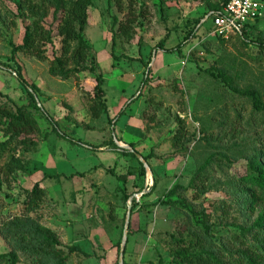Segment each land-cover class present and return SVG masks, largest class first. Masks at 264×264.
<instances>
[{
  "label": "rangeland",
  "instance_id": "1",
  "mask_svg": "<svg viewBox=\"0 0 264 264\" xmlns=\"http://www.w3.org/2000/svg\"><path fill=\"white\" fill-rule=\"evenodd\" d=\"M19 1L0 0V62L10 65L0 64V103L16 108L30 101L16 75L22 66L25 77L36 85L39 104L30 109L41 133L36 147L19 148L26 171L15 172L11 187L3 185L0 190V253L13 250L2 221L26 215L23 189L42 179L47 196L27 215L54 230L65 251L68 245H78L90 254L72 253L66 264H120V238L133 198L139 204L128 227L127 264H174V237L197 236L224 252V264H233L229 254L237 256L240 246L232 237L249 227L264 234V187L249 178L247 159L248 150L256 148L264 162V114L254 112L250 97L234 92L215 75L222 70L234 86L255 89L264 104V49L256 44L264 39V15L249 23L244 39L223 42L210 29L214 0H135L134 31L130 38L116 36L114 52L122 56L116 60L111 49L113 16L124 19L129 0L122 1V10L116 0H92L84 33L96 54L108 104L107 113L93 118L89 108L94 75L84 72L79 82L49 73V62L60 50L59 37L48 45L47 61L23 52L12 58V44L22 42L25 30ZM194 27L181 54L155 48L164 39L166 47L180 43ZM208 68L215 74L206 72ZM146 75L149 80L144 83ZM132 99L126 113L111 123ZM45 114L68 137L58 135ZM181 120L186 141L177 146L174 133ZM251 120L254 123L248 124ZM232 125L239 130L235 136ZM113 133L126 149L143 158L152 154L145 160L149 164L145 172L136 154L98 147ZM220 153L230 161H218ZM8 156L0 157V163ZM206 159L211 171L201 188L204 192L195 198L189 185ZM59 173L60 177L44 178ZM232 181L238 182L239 190L231 188ZM171 189L170 197L185 206L154 204L160 197L169 198ZM17 252L16 264H39L36 257ZM0 264L10 261L5 257Z\"/></svg>",
  "mask_w": 264,
  "mask_h": 264
},
{
  "label": "trees",
  "instance_id": "2",
  "mask_svg": "<svg viewBox=\"0 0 264 264\" xmlns=\"http://www.w3.org/2000/svg\"><path fill=\"white\" fill-rule=\"evenodd\" d=\"M122 1L123 0H116L120 10L123 8ZM225 1L226 0H214V2L211 3V30L212 15L224 7ZM134 4L135 0H129V10L124 19H118L116 16H113L111 49L112 56L116 60L122 58V56L116 55L114 52L116 36L120 34L126 38H130L134 31V24L138 18L136 9H134ZM92 5V0L19 1V16L23 21L25 30L22 42L12 44L11 54L13 59L16 57L17 52H23L40 61H47L49 59L48 45H52L54 39L59 37L60 50L58 54L54 53L53 58L49 62V73L53 76H59L63 80L73 78L79 82L81 80V74L84 72L93 74L95 77V84L91 91L92 100L89 109L93 118H100L103 113L108 112V104L106 102V94L103 87L104 79L100 67L97 64L93 46L88 42L84 33L88 25L89 9ZM116 26L117 28L115 29ZM195 30L196 28L194 27L183 41L172 47H166V39H164L158 43L155 48H159L166 52H178L181 54L184 45L189 38L195 34ZM246 30L245 28L242 33L232 36L229 39L216 37L223 42H228L236 38L244 39ZM250 42L252 43L254 41ZM256 44L264 49V39H259ZM127 57L133 60L139 59V57ZM0 64L8 68L10 67V65L5 62H0ZM146 64L148 65V63ZM205 71L212 75L215 74L212 69L209 68L205 69ZM16 75L20 83L27 88L30 101L27 104L16 105V108L6 103H0V134L3 137V139H0V157L9 153L8 158L3 163H0V190L3 185L11 187L12 182L15 181V172L26 171V163L19 152V148L36 147L39 143L38 136L41 133L40 124L30 109V107H37L39 104L36 95V85L25 77L22 66H18ZM215 76L220 77L234 92L250 97L254 112H262L264 114V104L260 101L255 89L242 90L234 86L232 78L222 70H218ZM148 80L149 75H146L143 82L147 83ZM133 102L134 99L126 102L124 107L121 108L110 122L113 123L114 121H118ZM44 116L58 135L68 137V135L59 130L58 122L53 117L46 114ZM240 116L241 113H237V117L240 118ZM251 123H254V121L251 120L248 124ZM231 128L232 135L235 136V134L239 133L236 125H232ZM112 131H114L113 128ZM186 133L185 122L181 120L174 133L175 144L177 146H182L183 143H185L186 140L184 138ZM115 138H117V136L113 133L108 141L103 142L101 145H98V147L111 146L114 150L135 155L133 151L118 145ZM79 141L81 142V140ZM93 148H96V146ZM248 151H250L247 155L249 178L259 187H264V162L261 160L260 152H258L256 148H250ZM175 154H177V152L170 154V156H174ZM151 156V153L145 155L144 159L148 160ZM216 156H218L217 160L220 162L224 160L230 161L225 153L216 154ZM140 163L142 172H145V165L142 161H140ZM209 170L211 171V168L207 159L199 163L198 169L189 185L190 188L194 190L195 198H198L199 194L204 192L203 190L201 191V188L208 180ZM61 175V173L56 175L46 174L44 178L49 176L60 177ZM67 177H71V175ZM119 177L124 180L126 179V175H121ZM237 183L238 182L232 181L230 184L231 188L235 191L239 188ZM173 192V189H171L168 194L169 198L164 199L160 197L154 204L185 206L184 201L181 199H172L170 197ZM23 193L25 195L24 214L26 215H15L2 221L3 233L6 236H10L13 240V250L7 253H0V259L6 257L10 261V264H16L18 261L17 251H21L36 257L39 264H66L68 257L72 253L79 252L86 256L90 255L78 245H68V250L65 251V249L62 248L63 243L61 239L54 230L44 226L38 217L27 215L28 213L38 210L41 207L42 201L47 196V189L43 185L42 179L37 180L31 189H23ZM138 204L136 198H133L132 211H134ZM204 226L205 229L209 228L205 220ZM263 236V232H258L252 227L247 229L244 228L241 234L232 237V242L238 244L240 248L237 249L238 251L235 254L237 256H234L233 253L229 254V260L233 264H264V247L261 246L264 240H258ZM121 240L122 236L120 238V241ZM174 242V248L171 251L172 262L174 264H224V252L220 248L215 247L212 243H208L207 240H204L200 236L188 239L174 237ZM149 264L162 263L161 261L158 263L150 261Z\"/></svg>",
  "mask_w": 264,
  "mask_h": 264
},
{
  "label": "built area",
  "instance_id": "3",
  "mask_svg": "<svg viewBox=\"0 0 264 264\" xmlns=\"http://www.w3.org/2000/svg\"><path fill=\"white\" fill-rule=\"evenodd\" d=\"M264 0H226L224 7L212 15V33L229 39L242 33L249 23L264 15Z\"/></svg>",
  "mask_w": 264,
  "mask_h": 264
},
{
  "label": "water",
  "instance_id": "4",
  "mask_svg": "<svg viewBox=\"0 0 264 264\" xmlns=\"http://www.w3.org/2000/svg\"><path fill=\"white\" fill-rule=\"evenodd\" d=\"M116 139V142L118 143V145L122 146V147H125L127 146L126 144L124 143H120L119 140ZM136 155L137 157L140 159V161H142V163L145 165V167H148L149 164L145 161V159L137 152H135L134 150H132ZM131 213H132V208L131 206L128 208V211H127V215H126V221H125V226H124V230H123V235H122V241H121V249H120V253H119V263L120 264H125V246L127 244V237H128V227H129V223H130V220H131Z\"/></svg>",
  "mask_w": 264,
  "mask_h": 264
}]
</instances>
